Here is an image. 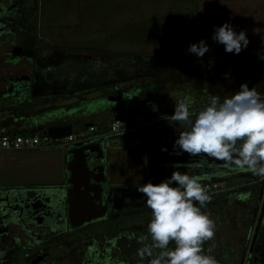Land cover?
Listing matches in <instances>:
<instances>
[{
    "label": "flooded vegetation",
    "instance_id": "1",
    "mask_svg": "<svg viewBox=\"0 0 264 264\" xmlns=\"http://www.w3.org/2000/svg\"><path fill=\"white\" fill-rule=\"evenodd\" d=\"M41 3V0H0V109L10 111L13 116L4 123L5 130L9 133L45 131L51 125H72L74 121L73 118H68L52 124L36 122L34 118L39 120L48 111L40 109L37 110L39 112L30 110L25 116L18 115L24 119L19 118L15 123L19 107L31 108L37 102H53L65 98H75V102L71 103L75 104L86 98L121 94L122 102L114 106L110 113L123 111L127 113V117L131 108H138L141 114L144 113L146 125L159 126L154 134L156 142L150 147L152 150L157 148L155 165L159 168L158 174L153 176L156 183L170 176L173 171L197 176L200 182L204 181L200 177L202 168L197 167L211 165L206 163L201 154L194 157L172 154L177 137L171 139L172 133L169 130L175 126L187 130L186 125L171 120L175 103L185 96H190L193 100L191 111L198 112L209 103L210 96L217 95L221 98L228 93L217 66L202 67L196 64L195 59L184 56L128 54L108 61L104 56L89 52L43 46L37 34ZM138 57L141 60H136ZM63 67L80 69L62 75ZM237 71L235 82L238 85L247 83L258 93L264 91V63H256L246 69L239 67ZM166 83L168 87H165ZM47 87L52 90L45 91L43 96L31 95L33 89ZM58 88L62 91L54 92ZM260 95L264 96L262 93ZM125 101H129V108L124 104ZM67 106L68 104L64 105ZM104 108L106 110L105 106ZM89 146L94 149L92 153L84 156L88 151H79L77 155L84 157L88 175L92 178H106L105 182L100 183L102 202L107 206L105 216L72 228L71 223L62 218V209L61 212L58 211L60 205L54 209L57 195L63 194V191L57 193L48 189L54 185L0 187L2 264H151V259L158 255L159 250H154L152 258L140 260L137 256V250L143 246L141 238L147 234V224L151 218V209L147 207L146 201L138 191L115 190L118 187L132 186L111 182L106 172L105 159L102 160L95 151L96 147H92L90 142L81 145L85 148ZM162 148L167 150L162 151ZM71 159V156L66 157L65 163ZM178 159L184 160L183 168L175 169L173 166L178 164L174 162ZM66 168L65 164L64 181L58 185L61 189L71 187L66 181L70 176ZM220 175H214L212 180H222L219 179ZM254 184L242 186L244 190L239 194L248 196L247 200L257 198L252 217L255 212L258 215L264 207L263 178ZM258 187V193L261 188L263 190L261 198L255 193ZM5 189L15 192H3ZM125 195L129 198L121 200ZM225 195L230 196L231 192H226ZM218 196L223 194L210 197ZM5 198H9L11 202L12 199L16 201L8 204L4 201ZM56 215L59 216L57 220L54 219ZM245 223L248 231L243 241L242 255H245V259L248 255L264 259V226L259 227L264 223L258 225V217Z\"/></svg>",
    "mask_w": 264,
    "mask_h": 264
},
{
    "label": "rangeland",
    "instance_id": "2",
    "mask_svg": "<svg viewBox=\"0 0 264 264\" xmlns=\"http://www.w3.org/2000/svg\"><path fill=\"white\" fill-rule=\"evenodd\" d=\"M41 1L37 34L42 45L50 48L89 52L104 56L108 61L128 54L184 56L195 59L196 64L202 67L259 60L264 55V0ZM225 22H229L237 32L244 30L248 36V46L239 54L226 52L222 44L212 40L214 26ZM201 40L209 45V51L202 58L189 54V45ZM238 68L225 66L223 72L218 68V74L223 76L220 78L225 83L224 87L228 88L227 96L240 88L241 84L235 82ZM226 73L230 75L226 77ZM73 102L75 98H65L37 102L31 108L19 107L14 122L17 123L19 118L23 120L30 110H50ZM106 109L79 119L74 117L72 134L75 139L81 131H85L87 137L104 135L101 142L106 172L114 184L135 187L147 183L148 150L156 142L154 134L159 126L146 125L144 113L141 114L140 122L128 114L123 120L122 129L111 133L114 113L109 112L112 108ZM10 114L8 110L0 109V119ZM20 114H23L22 118L18 117ZM87 123L93 124L94 132L89 131V126L85 125ZM134 124L138 129L127 130ZM182 131L185 130L181 127L170 128L171 139L178 137ZM23 133L42 138L45 131ZM64 142V138H61L59 144L51 146L42 141L35 148L0 149V187L63 183L67 149L60 144ZM258 178L261 179L247 171L219 177L231 195L223 193V196L211 197L202 209L215 224L213 238L205 241L202 247L204 253L214 256L218 264H239L241 260L243 241L248 231L245 221L248 223L252 218L257 198L247 200L248 196L239 194L244 190L242 186L254 184ZM258 189L255 191L257 194Z\"/></svg>",
    "mask_w": 264,
    "mask_h": 264
},
{
    "label": "clouds",
    "instance_id": "3",
    "mask_svg": "<svg viewBox=\"0 0 264 264\" xmlns=\"http://www.w3.org/2000/svg\"><path fill=\"white\" fill-rule=\"evenodd\" d=\"M212 40L234 54L249 43L246 32L235 31L229 22L214 26ZM208 51L204 40L188 48L189 54L198 58ZM192 104L190 96L175 103L171 120L186 125L187 130L179 133L172 154L194 157L203 153L229 162L237 171L264 178V98L257 90L243 83L223 100L210 96L209 103L198 112L191 111ZM137 191L151 209L147 234L141 238L143 246L137 250L140 260L152 258L154 250H159L151 264H218L202 247L213 238L215 224L202 210L211 197L199 177L173 171L159 183L141 184Z\"/></svg>",
    "mask_w": 264,
    "mask_h": 264
},
{
    "label": "water",
    "instance_id": "4",
    "mask_svg": "<svg viewBox=\"0 0 264 264\" xmlns=\"http://www.w3.org/2000/svg\"><path fill=\"white\" fill-rule=\"evenodd\" d=\"M136 60H141V57H138ZM107 67H115V66H107ZM77 69H80L78 67L70 68V67H63L62 75L65 74V72H75ZM52 90L51 88H42L41 90H32V96L33 97H39L43 96L45 94V91ZM61 88H58L54 92H61ZM77 96V95H76ZM264 98V96L262 97ZM122 102V96L121 94L118 96L110 95L105 98H95L90 99L86 98L78 103L68 105L67 107L61 106L52 108L48 111H45L38 120L37 118L34 120L36 122H41L43 124H52L59 121H65L68 118H74V117H84L86 115H90L93 113H97L100 110H103V107L106 108H114V106L119 105V103ZM124 104L129 108V101H125ZM105 110V108H104ZM107 110V109H106ZM111 110V109H110ZM126 112H117L113 114V120H119L122 121L126 117ZM130 115L135 119L141 120V112L138 108H131ZM87 127L91 126L92 123L85 124ZM142 126V125H141ZM134 129H138L136 126ZM45 133L50 136L53 139L56 138H62L67 137L71 135L72 133V125L71 124H59V125H51L45 129ZM102 137L97 139H90L85 142L92 143V147L95 146L99 155L101 156L102 160H104V151H103V145H102ZM85 142L72 144L69 149L66 151V157L71 156L72 159L68 161L66 164V172L70 174L69 178L66 179L67 183L71 186L70 188H60L58 185H54L50 189L51 191H56L57 193L59 191H63V194L57 195V199L55 201L56 206L54 209H57V206L60 205L59 212H61V209L63 211L62 218L65 219V221H69L71 223L72 228H78L82 226L84 223L92 221L94 219H101L105 216L107 213V206L106 204H103V198H102V189H101V182H105L106 178H92V176L87 174V165L85 163V159L82 156L77 155V152L79 151H88L87 154L84 156H87L88 153H92L94 149H92L90 146L89 148L81 147V145ZM80 146V147H79ZM156 149L153 148L148 150V169L147 174L149 175V181L156 183V180H154L155 174H158L157 169L158 166L155 165L157 162L156 160ZM186 155V154H185ZM208 165L207 167H197L202 168V174L200 177L204 181H210L213 179L214 175L221 174L227 175L228 173H235L237 170H235V166L230 164L227 161L219 160L216 158H212L206 154H201ZM184 160H176L174 163L178 164L177 166H173L175 169L183 168ZM166 164V162H165ZM103 167V166H102ZM102 174H104L102 172ZM93 182H90V181ZM80 181V182H78ZM138 186L135 187H118L115 188V190L119 191H137ZM264 188V187H262ZM262 188L260 189L258 193V197L261 198L262 194ZM2 191V190H0ZM9 191L11 193L15 192V190H4ZM129 198V196H123L120 199L126 200ZM9 199V198H8ZM5 198V202L8 204L11 202ZM16 200L12 199V203H14ZM7 204V205H8ZM62 204V205H61ZM120 209V208H119ZM257 209V207H256ZM67 211V212H66ZM256 211V210H255ZM258 211V210H257ZM258 217V225L263 222L264 223V207L260 209L258 212V215L256 212L254 213L252 219L253 221L255 218ZM59 218L58 215L54 216V219L57 220ZM264 225H259L260 228H262ZM263 255H260V257ZM246 260V261H245ZM239 264H264V259H259L258 256L251 255L245 259V255H242L241 260Z\"/></svg>",
    "mask_w": 264,
    "mask_h": 264
},
{
    "label": "built area",
    "instance_id": "5",
    "mask_svg": "<svg viewBox=\"0 0 264 264\" xmlns=\"http://www.w3.org/2000/svg\"><path fill=\"white\" fill-rule=\"evenodd\" d=\"M13 117L10 115L7 118L2 117L0 119V124H3V127L0 128V149L4 150H19L23 148H35L38 146L42 141L46 142L48 146H51L52 144H59L61 138H56L53 139L50 136H48L46 133L43 134L42 138H39L35 134H27V133H9L5 130L4 123L6 121ZM138 122H140V119H136ZM123 120H113L111 124V133H117L119 132L122 128ZM136 126L135 124L128 127L127 130L134 129ZM89 131L94 132L95 127L93 125L89 126ZM125 132V131H124ZM104 135H95L92 137H87L85 131H81L79 136H76L77 138L75 139V135L71 133V135L67 137H62L64 138L65 142L60 144L65 149H69L72 144L76 143H81L85 142L90 139H97L101 138ZM260 179H256L254 183H256ZM264 180V178H263ZM203 187L207 190V193L212 196L215 194H223L227 192V189L225 188V184L221 180H212V181H207L202 183Z\"/></svg>",
    "mask_w": 264,
    "mask_h": 264
},
{
    "label": "crops",
    "instance_id": "6",
    "mask_svg": "<svg viewBox=\"0 0 264 264\" xmlns=\"http://www.w3.org/2000/svg\"><path fill=\"white\" fill-rule=\"evenodd\" d=\"M256 63H264V59H259V60H245V61H242V62H237V63H227L225 65H216L218 66V68L222 69L221 72L223 71V68H225V66H231V67H244V69H246V67H250L251 65L253 64H256ZM225 73V72H224ZM262 94H264V91L261 92ZM259 93V94H261ZM3 124H0V128L2 127ZM93 125V124H92Z\"/></svg>",
    "mask_w": 264,
    "mask_h": 264
}]
</instances>
